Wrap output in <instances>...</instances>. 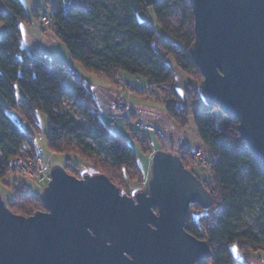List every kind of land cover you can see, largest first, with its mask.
Here are the masks:
<instances>
[{
    "label": "trees",
    "instance_id": "trees-1",
    "mask_svg": "<svg viewBox=\"0 0 264 264\" xmlns=\"http://www.w3.org/2000/svg\"><path fill=\"white\" fill-rule=\"evenodd\" d=\"M1 1L5 9L0 10V23L4 27L0 36V181L16 171L12 159L23 153L33 134L41 129L38 113H43L49 122L47 137L52 152L76 155L92 164L94 174L106 175L117 186L114 176L128 186L143 182L145 172L139 166L135 148L103 124L97 101L85 79L61 58L42 51L27 54L23 24L30 22V15L24 1ZM175 5L184 16L179 27L168 19ZM46 9L59 43L68 49L71 61L79 63L86 72L104 75L119 70L146 78L149 86H166L174 83L169 64L173 59L189 76H199L203 81L191 55L195 32L189 0H51ZM151 14L164 34L142 17ZM103 25L107 26V34L99 41L102 45L99 47L89 29ZM116 36L122 40L116 41ZM65 92L78 102L94 136L63 107ZM199 95L202 107L195 111L173 101L166 106L179 128H185L193 120L211 166L212 179L202 182L212 195L213 207L206 211L198 204L191 205L186 230L213 246L212 258L201 264H239L243 255L264 253V170L240 134L239 122L209 104L201 90ZM174 97L180 99L177 91ZM216 111L224 115V120L216 118ZM18 117L27 124L25 128L18 124ZM81 136H93L104 155L84 141H75ZM179 150L176 154L200 179L193 168L195 151L186 146ZM243 173L247 184L241 181ZM118 187L122 194L133 192ZM19 189L6 202L13 213L29 217L46 210L39 195L21 185ZM213 209L216 214L211 218L209 211ZM194 211L204 215L195 217ZM250 213L258 215V229L246 224Z\"/></svg>",
    "mask_w": 264,
    "mask_h": 264
},
{
    "label": "water",
    "instance_id": "water-1",
    "mask_svg": "<svg viewBox=\"0 0 264 264\" xmlns=\"http://www.w3.org/2000/svg\"><path fill=\"white\" fill-rule=\"evenodd\" d=\"M192 58L209 104L239 122L264 170V0H189ZM146 190L134 196L103 174L51 168L46 210L17 215L0 195V264H201L213 246L186 230L190 206L211 193L181 157L155 152ZM253 262V261H251ZM250 262V263H251ZM260 264V263H251Z\"/></svg>",
    "mask_w": 264,
    "mask_h": 264
},
{
    "label": "rangeland",
    "instance_id": "rangeland-1",
    "mask_svg": "<svg viewBox=\"0 0 264 264\" xmlns=\"http://www.w3.org/2000/svg\"><path fill=\"white\" fill-rule=\"evenodd\" d=\"M23 1L30 15V22L23 24V41L27 54L30 56L35 51H42L50 57L61 58L71 64L75 71L85 79L90 91L97 101L101 121L109 132L125 138V140L135 148L139 166L145 172V180L141 183L128 186L129 184L122 183L121 180L118 179V176H114L116 183L118 186L120 185L124 191L132 190L133 192L127 194L131 196H134L138 191L146 190L151 177L152 159L155 152L161 148L164 151L174 154L180 152L179 149L182 146L176 145V143H179L181 135L183 138L188 137L189 143L192 146H194V143L197 141L193 129L195 128L193 120L190 119L185 128H179L168 115L166 106L170 101H173L178 105L183 103L186 104L191 111L201 108L203 101L199 95V90H201L200 85L202 79H200L199 76H189L173 59L169 60V64L174 73V83L166 86H149L146 78L119 70H111L104 75L86 72L79 63L71 61L68 49L65 45L59 43L53 31L54 23L52 20H50L47 26L41 21V17L45 13L50 16L46 6L51 0ZM4 9V4L0 0V10ZM142 17L150 20L157 26L152 14L148 16L142 15ZM183 18L182 10L175 5L168 18L170 24L179 27L183 23ZM189 27L190 25L188 24V28ZM89 30L95 35V44L101 47L102 45L99 41L103 37H106L107 26L103 25L99 28H91ZM158 30L161 34H164L160 28H158ZM3 32L4 27L0 23V36ZM115 40L121 41L122 37L116 36ZM66 83V80L62 77L63 86H66ZM174 91L178 92L180 99L174 97ZM62 104L65 110L76 119V121L82 123L94 136V130L74 97L70 96L68 92H65L62 97ZM214 113L218 120H224V115L219 111ZM15 116L17 117L18 115L15 114ZM17 121L21 127H26L27 124L24 120L18 117ZM38 121L41 129L33 134L29 145L23 150L21 155H23L22 157L26 156L28 158L26 162L28 165L27 167H29L32 161H37V159H39V162L36 163L42 168H45L46 178L44 181L33 178L30 179L26 172H23L22 169H18V162L16 164L18 157L12 159L14 166L16 165V171L13 167L14 173H11L6 180L0 181V195L4 198L5 202L12 199L14 194L20 192V185L22 188H27L28 191L40 196L49 183L50 171L54 165H60L63 168L67 167L69 173L79 178L87 174L93 175L96 173L91 163L85 160L83 161L79 157H76V155H64L52 152L47 137L49 131L48 119L43 113H38ZM175 129L180 131L181 134L176 132ZM182 130L184 132H182ZM93 136H81L80 139L75 138V141H84L86 144L96 149L98 153L104 155V152L99 147V143ZM201 146L202 145L199 147ZM196 173L199 175L201 181L206 182L212 179L209 169ZM241 181L243 184H247L246 174L243 173L241 175ZM11 185L12 187H18V189H12ZM215 211L214 209L209 211L211 218L215 216ZM197 213V211H194L193 215L195 217L204 215ZM257 220L258 215L256 213H250L246 217V224L249 227L258 229L259 225H257ZM239 260L241 261L240 263L238 261L239 264H250L251 261L264 264V253H250L248 256H241Z\"/></svg>",
    "mask_w": 264,
    "mask_h": 264
},
{
    "label": "built area",
    "instance_id": "built-area-1",
    "mask_svg": "<svg viewBox=\"0 0 264 264\" xmlns=\"http://www.w3.org/2000/svg\"><path fill=\"white\" fill-rule=\"evenodd\" d=\"M51 18L50 16L44 14L41 17V21L44 23L45 26H47V24L50 22ZM195 154L193 155V168L195 169V172H201V170H205L209 169L210 174H211V166L208 162V155L205 152L204 149H198L194 152ZM23 155H19V157L17 158L16 164L18 162V169H22L23 172H26L27 175L30 177V179H38L40 181H44L46 178L45 175V168H42L41 166L37 165V163L39 162V159H37V161H32V163L29 164V167H27L28 165L26 164L27 162V157H22ZM37 162V163H36ZM16 166V165H15ZM241 261L239 260V263Z\"/></svg>",
    "mask_w": 264,
    "mask_h": 264
},
{
    "label": "crops",
    "instance_id": "crops-1",
    "mask_svg": "<svg viewBox=\"0 0 264 264\" xmlns=\"http://www.w3.org/2000/svg\"><path fill=\"white\" fill-rule=\"evenodd\" d=\"M23 32H24V30H23ZM23 35H24V33H23ZM57 46H58V45H57ZM194 127H195V126H194ZM193 129H194V131H195V137L197 138V141L194 143V146H192V145L189 143V138H188V137L183 138L182 135H181V139H180L179 143H176V145L186 146V147L190 148V149L193 150V151H196V150H198V149H201V147H199V146L202 145V144H201V140H200V138H199L198 132H197V130H196V127L193 128ZM175 130H176V129H175ZM176 132H178V133L181 134V132L178 131V130H176ZM182 132H184V131L182 130ZM160 150H162V148H161ZM150 159H151V158H150ZM150 159H149V160H150Z\"/></svg>",
    "mask_w": 264,
    "mask_h": 264
}]
</instances>
